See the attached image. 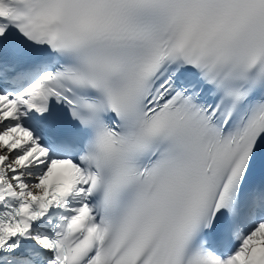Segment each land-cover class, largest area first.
<instances>
[{"label":"snow or ice","instance_id":"6c2138e0","mask_svg":"<svg viewBox=\"0 0 264 264\" xmlns=\"http://www.w3.org/2000/svg\"><path fill=\"white\" fill-rule=\"evenodd\" d=\"M0 264H264V0H0Z\"/></svg>","mask_w":264,"mask_h":264}]
</instances>
